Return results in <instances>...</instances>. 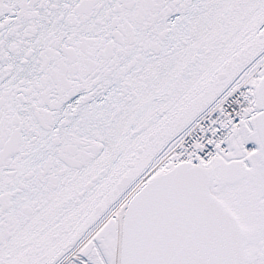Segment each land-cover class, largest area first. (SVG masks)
Segmentation results:
<instances>
[{"label": "snow or ice", "instance_id": "snow-or-ice-1", "mask_svg": "<svg viewBox=\"0 0 264 264\" xmlns=\"http://www.w3.org/2000/svg\"><path fill=\"white\" fill-rule=\"evenodd\" d=\"M0 264H264V0H0Z\"/></svg>", "mask_w": 264, "mask_h": 264}]
</instances>
